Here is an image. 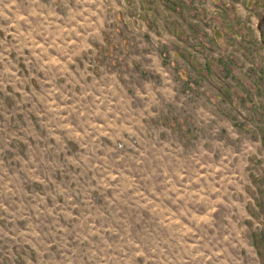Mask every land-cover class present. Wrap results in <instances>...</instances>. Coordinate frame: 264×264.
I'll use <instances>...</instances> for the list:
<instances>
[{
  "label": "rangeland",
  "instance_id": "obj_1",
  "mask_svg": "<svg viewBox=\"0 0 264 264\" xmlns=\"http://www.w3.org/2000/svg\"><path fill=\"white\" fill-rule=\"evenodd\" d=\"M0 264H264V0H0Z\"/></svg>",
  "mask_w": 264,
  "mask_h": 264
}]
</instances>
